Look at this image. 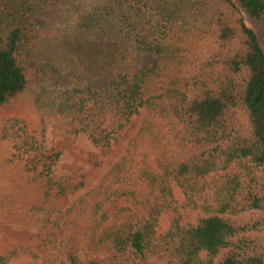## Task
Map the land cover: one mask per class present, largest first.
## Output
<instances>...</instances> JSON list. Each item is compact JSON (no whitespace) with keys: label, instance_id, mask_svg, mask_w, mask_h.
<instances>
[{"label":"trees","instance_id":"obj_1","mask_svg":"<svg viewBox=\"0 0 264 264\" xmlns=\"http://www.w3.org/2000/svg\"><path fill=\"white\" fill-rule=\"evenodd\" d=\"M41 1L10 0L0 10V112L22 108L20 100L44 76L32 62L22 24L26 13L40 10ZM105 19L116 22L155 65L133 77L119 74L103 100L97 92L75 90L64 96L60 112L73 114L77 132L101 149L90 156L95 167L120 151L140 110L146 119L104 183L67 210L62 206L69 195L89 183L83 167L73 165L71 175L62 177L51 165L22 174L37 199L34 213L48 204L57 209L52 211L59 212L58 230L69 233V264H84L79 249L92 256L87 264H144L133 257L148 255L169 264H264V254L241 238L257 226H239L212 214L208 201H196L213 184L211 175L224 172L215 201L221 213L235 209L225 198L234 200L241 174L264 168V0H110L80 27L91 31ZM59 156L48 159L56 162ZM174 185L188 206L211 214L194 225L173 217L169 229L157 235L160 217L178 214ZM244 190L242 211L264 212V180ZM19 253L25 251L14 255Z\"/></svg>","mask_w":264,"mask_h":264},{"label":"rangeland","instance_id":"obj_2","mask_svg":"<svg viewBox=\"0 0 264 264\" xmlns=\"http://www.w3.org/2000/svg\"><path fill=\"white\" fill-rule=\"evenodd\" d=\"M9 1L1 2L0 10L4 8V2ZM40 3V10L32 16L26 13L22 24L31 44L32 62L44 71V76L31 84L29 92L20 100L22 108L0 112V131H3V138H0V260H6L0 262L2 264H69L65 255L69 233L58 230L59 212L54 213L52 210L57 209L48 204L34 213L33 205L37 199L29 194L19 177L41 170L46 165L52 166L50 170L57 177L71 175L69 167L73 165L83 167L90 174L89 183L80 192L69 195L68 202L62 206L64 210L97 190L113 167L124 158L147 112L140 110V114L133 118L128 127L131 131L120 151L102 157L104 164L95 167L89 159L91 154H102L101 149L86 134L77 132V118L73 114L61 113L60 104L75 90L97 92L103 100L112 80L119 74L133 77L155 65V61L139 51L111 19H105L97 29H81L80 22L93 17L97 8L108 5L110 0H43ZM5 119L11 122L12 127L3 124ZM8 132L13 135L5 138ZM54 154H60L56 162L48 159ZM223 174L211 175L209 182L213 184L196 195L197 203L208 201L213 205L212 214H220L239 226H257L247 230L241 238L254 243L257 252L264 254V212H243L241 209L243 196L247 194L244 189L264 180V168H254L241 174V188L234 195V200L225 198V202H231L235 209L226 213H221L214 194L225 178ZM173 194L178 214L174 211L163 214L157 235L169 229L173 217L180 215L183 225H194L201 217L211 214L188 206L183 190L176 185L173 186ZM16 250L25 253L14 255ZM223 254L225 252L219 257ZM78 256L84 264L92 259L81 249ZM133 259L144 264H169L167 259L151 255L143 260L135 256ZM122 264H132V261Z\"/></svg>","mask_w":264,"mask_h":264}]
</instances>
